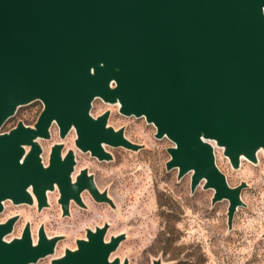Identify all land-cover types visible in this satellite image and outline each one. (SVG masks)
Here are the masks:
<instances>
[{
    "label": "water",
    "instance_id": "obj_1",
    "mask_svg": "<svg viewBox=\"0 0 264 264\" xmlns=\"http://www.w3.org/2000/svg\"><path fill=\"white\" fill-rule=\"evenodd\" d=\"M96 99L144 117L155 138L171 140L166 170L177 169V180L191 173V192L212 189V204L227 200L231 229L248 183H228L215 148L234 169L264 155V0H0V213L8 200L41 211L55 189L62 217L72 202L86 207L85 191L115 207L87 167L74 174V149L63 152L72 130L76 148L99 161L113 158L105 146L144 147L108 124L110 109L94 116ZM34 101L43 108L33 125L19 120L1 131ZM54 124L60 141L44 162L40 141ZM18 219L0 222V264L54 254L64 236H48L43 224L36 240L30 222L7 239ZM108 228H86L50 264H129L111 258L126 234L106 239Z\"/></svg>",
    "mask_w": 264,
    "mask_h": 264
},
{
    "label": "rangeland",
    "instance_id": "obj_2",
    "mask_svg": "<svg viewBox=\"0 0 264 264\" xmlns=\"http://www.w3.org/2000/svg\"><path fill=\"white\" fill-rule=\"evenodd\" d=\"M43 105L34 101L17 109L1 131H7L19 120L33 125ZM106 109L111 110L108 124L114 128L124 127L125 136L143 144L138 151L123 147L105 146L113 158L99 161L89 152H82L74 145L72 130L64 139V149H74L76 168L87 167L94 175L100 190H107L115 207L96 202L85 191L82 208L74 202L70 215L62 217L57 202L58 191L48 192L49 207L38 211L36 205L5 201L0 222L19 214L10 239L21 234L26 222H30L34 240L37 229L44 225L48 236L62 235L54 254L32 264H50L53 257L60 256L65 248H75L76 239L85 236L86 228L109 223L106 239L111 235L125 233L111 258L128 259L129 264H151L160 258L169 264H264V155L258 153L256 164L242 159L239 168H232L220 148H215L216 164L225 174L228 183L235 186L244 180L248 186L241 192L245 203L239 206L233 217L232 228L227 226L228 201L211 203L212 189L200 184L190 190L191 173L177 180V169L166 170L170 155L167 148L173 142L167 137L155 138V126L144 117L124 116L117 105L105 104L96 99L91 113L95 116ZM58 128L54 124L51 137L41 140L43 159L47 162L50 146L59 142Z\"/></svg>",
    "mask_w": 264,
    "mask_h": 264
},
{
    "label": "trees",
    "instance_id": "obj_3",
    "mask_svg": "<svg viewBox=\"0 0 264 264\" xmlns=\"http://www.w3.org/2000/svg\"><path fill=\"white\" fill-rule=\"evenodd\" d=\"M184 264H188V262H184Z\"/></svg>",
    "mask_w": 264,
    "mask_h": 264
}]
</instances>
